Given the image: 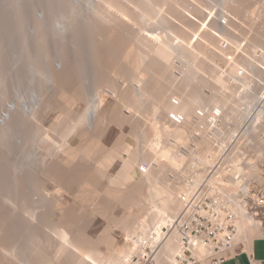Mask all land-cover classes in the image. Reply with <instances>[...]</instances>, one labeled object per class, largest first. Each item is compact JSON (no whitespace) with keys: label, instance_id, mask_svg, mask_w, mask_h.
Segmentation results:
<instances>
[{"label":"bare ground","instance_id":"1","mask_svg":"<svg viewBox=\"0 0 264 264\" xmlns=\"http://www.w3.org/2000/svg\"><path fill=\"white\" fill-rule=\"evenodd\" d=\"M67 1L68 0H15V2L12 1L11 3L10 0H0V2L2 3V8L4 10H6L7 7L9 8L11 5H13V3H14V7L17 10L24 9V7H26L29 4L31 5L29 6L32 8V11L35 9V13H31L33 14V16L29 14V16L32 17V19L30 18V21H29L30 25H28V26H31V27H28L30 28V31H31V28H33L32 29L33 31L31 33L33 37L32 39H28L31 41V42L29 41V43H31L32 45L25 41L26 43L29 44L30 47L32 46L31 48L32 53L30 51L28 52V54L31 53L34 57L35 55L33 53L36 52L34 51V48L38 47L39 43L37 42L40 39V36L36 33V32H39L38 31L39 28L37 29V26L38 27L44 26L49 31L47 32L49 37L47 35L48 38H47L46 43H47V47L49 46L48 50L49 51L51 50V52L54 51L53 52V54L55 53L54 56H56V49L57 51H60L58 50V48H60L62 45L64 46L65 42L67 41V43H69L70 46L71 44L76 46V47L75 46L73 47L77 48L76 51H78L77 52L78 55H76L78 56L77 60L79 59L80 63L84 65L89 64V62H92L91 60L99 61L102 59V62H103L104 58H107L108 55L110 56V54H108L109 53L108 51L110 50H107L108 49L107 45H110V47L113 45L114 46L113 49H116L117 51L119 50L118 48H120V50H122L123 48L126 49V52L120 51L119 55L122 56L121 55L122 52H125L123 54L124 56L120 57V59L123 58V61L124 60L128 61L129 62L128 64H130V67L126 63L128 65L127 67L131 68V70L130 69L126 70L124 68H119V69H122L123 71L126 70L127 72L130 73L124 76L125 81L129 78L127 80L128 84L126 82L127 84L126 89L125 87L123 88V85H122L121 89L122 90L125 89V92L121 91L120 93L121 96H120L119 101L117 103L115 101H114L115 103L113 102V104L115 105L117 104L118 107L115 108V106H112V108L114 107L113 109H115L113 111V113L115 112L113 122L115 124L117 123L120 126V127L118 126L120 129L119 130L120 133L118 132L119 134L116 135L117 137L114 140V144H113L116 146H114V148L109 149L107 151L106 150L99 151L100 153L98 155H100V157L97 156L98 159H96V162H93L91 160V162H93L92 165L90 164V159L89 161L87 160L91 155H93L94 152L96 153L98 151V148L100 147V143L102 139H104L108 135L107 131H108L109 126H111L109 125L110 123L109 121H108L109 123H107V118L109 120V118L111 119V117L113 116V113L110 111L112 109L109 110L111 114L108 113L112 116L108 115L107 113L105 114V112L103 111H100L101 109H103L101 107L105 105V100H106L105 96L100 95L102 91L100 92V94L98 91L95 93L96 95L91 94L90 92L91 89L88 86L89 90L86 92L88 93L90 92V93L86 94L84 91V93L87 95L86 97H88L84 107H82V105H79L81 103L79 101V96H84V95L77 96L79 92L74 93L75 91H77V89H79L78 86L80 85V83L79 85L76 84L78 86L77 88L76 87L74 88L76 90L74 92H71V93H74L71 95H68L67 93L68 91L65 92L63 89L60 88L61 89V91L59 92L60 95L59 93L57 95H59L58 97L60 100L62 99V101L57 99L58 97L54 96L57 100L55 101L54 100L55 98L53 97L54 94H52L50 97L51 100H47L46 103L44 104L43 102L44 100L42 101L43 98H41V95L40 96L36 95L35 97H33V95L28 94L29 92L28 90L30 89L29 86L31 85L35 86L37 83H39V80L37 82V78L41 76L42 73L44 74V76L42 75V77H44L45 82H48L47 86H49V84L52 85L54 79L51 77L52 74H50L49 71H46L48 70L49 67L46 66L47 69L43 70L44 67H42L41 65L39 66L41 67V70L37 68L38 66H36L35 64L37 63V61L36 62L32 61V63L30 62L29 64H26V65L24 64L28 73H30L27 79H25L24 70L22 69L20 72L19 68H21L22 66L20 67L19 64L21 62L20 57H22V53L19 51H22L23 48L21 49V45H20L21 42L18 41L20 37V33H21L18 25L28 24V21H27L28 17L25 18L26 17L25 14L21 13L16 16L17 22L16 21L15 22L17 23V26L15 27V29H10V28L5 27L4 31L2 30L0 32V49H2L0 51V62H1L0 63L1 64L0 66L1 68L0 69V98L2 99V101L3 99L8 98V94L5 89L6 86H8V83H6V81H8L6 79L7 77L10 78L9 81L11 82V87H12V93L9 99L6 100L7 101L6 103L7 105L5 104L6 108L5 107L3 108L5 110L3 111L0 109L1 110L0 111V129H2V131H4L6 134V132L8 131L11 132L13 128L16 129V127L14 126L17 125L19 127L18 123L22 124L23 121L25 122L26 120H28V122L30 121V123H35L36 121L35 118L37 117V115L39 114L45 115L48 112V111L46 112V108L49 106V104H51L52 101H55L56 103L58 101H60L59 103L64 102L63 105L67 106V108L69 109H72L74 107L73 105L77 104L78 101L80 103L77 104L79 105V107L76 105L78 109L76 108V106H75L76 109L73 108V110L75 109L76 112L72 110L74 112L73 113L70 110L73 113V116L72 114H70L71 112L70 113L66 112L69 114V116H71L70 117L71 119L68 118L70 120L69 121L67 120L69 122L68 125H66L67 122L65 120L67 119V117L66 118L62 117L64 118L66 122V124H64V126L66 125L65 128L64 127L62 128L60 126L62 128V131H59V129L61 130L59 125H61V123L63 122V119L60 118L61 120H59L57 118L61 123H59L58 120L53 121L55 124L53 126L56 129H58L57 126L59 127L58 131L60 132V136L62 133L61 137L63 138V142L60 143V146H56L58 144H55V141H53L54 144H52V142L51 144H49L48 141L50 140L47 139L49 137L48 134H45L47 135V137L46 136L44 137L46 138L45 142L44 141L40 142L41 140H44V138L39 139L40 136L38 137V134L40 133L37 134L36 129H34V128H37L35 127L36 124L34 126L32 125V127H34L33 128L34 130L31 129L33 132L31 135H29L30 137L26 136V138L27 137L28 138L25 139L26 140L25 142L21 141V143L19 142V145L15 144L16 146L10 145L9 147H8V144L10 143L7 144L6 142V145H5L6 147L1 146L0 150H2V148L3 150L4 148H7L8 150L7 149L5 150H7L8 152L6 153V151L2 150L1 152H4V153L3 154L0 153L1 154L0 155V178L2 179L3 182H5V184L7 183L9 185L7 189H10L11 185H13L14 183L18 181V179L15 177L17 175H14L13 173H15L17 170H18V174L20 172L22 173L24 169L29 170L30 168L28 167V165H29V162H32V161H34L35 164L36 163L41 164V163L46 162V160L49 159V158L47 159L46 156L48 157L51 156L53 154V150L55 153V150H56L55 148H57L58 150H56V154H53L54 157L52 155L55 161L48 163L51 165V163L55 162L53 166L55 167V169L53 168V170L56 173L52 172L53 176H55L56 178H59V177H63L64 175H66L64 177L69 176V180H72V181L78 176H79L78 177L79 179H80V176L83 178H86L83 181L84 182L83 185H85L83 189L85 190V187H87V189L90 191L83 190L82 196L84 195L83 196L84 198L82 197V199L80 198V200L82 201L86 200L85 196L87 195L88 197H91V198L87 199L86 203L90 204L91 206L93 205V208L95 207L94 205L101 206L102 204L100 203L101 201L98 200L97 202L96 200V197H98L97 196L98 191L96 192L94 188H97L100 178H107L109 180L107 182H109V185H110V186L108 185L107 186L108 188H110V190L109 189L108 190L110 191L109 196L112 197L111 199H113V201L115 202L117 201V203L119 202L120 204L119 203L118 204L121 206L124 205L125 210L128 206H131V205L132 206L135 205L134 207L137 206L138 209L140 208L142 215L144 214L143 216L147 217L148 219L147 221H145L146 219L144 221L137 220L134 223V219H132L127 212L125 213V215L127 216L125 217L118 216L117 218H120V219L112 221L113 225H111V227L109 226L112 223L107 222L109 225L106 224V226L110 229L106 227V229L108 230L106 229L103 230L104 235L100 237V240L99 239L92 240V238H90L89 235H87L86 232H84L85 230L82 228L84 227L83 225H81L82 227L81 226L80 227L84 231L80 230L81 229L80 227H78L77 229V225L79 224H76V225L74 224L76 228L75 229L74 225H72V222L64 223L65 221H70L69 220L70 218L66 220L64 215L67 212L65 211L66 213L63 214L64 210L63 211L61 210L63 214L61 218H64L65 221H63L64 219H60V217L58 218V220H61V223L63 221L64 224L62 223V227H58V226H61L60 222H59L60 225L59 224L57 225V223H55L57 225V228H54V229L50 228L52 229V233L54 234L52 236H54L56 240L54 241L53 239L52 244H55L54 242H57L56 243L57 247L56 249H54L56 251L55 252L53 251L54 252L53 253L52 252L53 249H50V251L54 254L53 257L51 256V259H50L49 257L46 256L49 254V252H46V251H49L48 245H51V248H55V247H52L53 245L51 244V242L47 245L48 250L42 249L44 245H46L45 242H42V243H45L44 245L41 244V246H43L42 248L38 245V242L40 244V240H41L40 238L42 237L41 235L47 232V231L46 232L44 231V230H47V229H44V227L47 228L49 226V223H47V220H49V218L48 217L46 218L44 216L45 213H41L44 218L40 214H39L40 215L39 217L37 213L38 212L37 204L39 202V199L40 198L42 199V197H44L46 194L44 195V192L40 191L39 189H38L39 191L38 190L31 191L32 188H30V186L32 184L28 186V189L30 188V191H19V192L7 190L6 189L7 185L5 186V188H3L5 185L4 184L3 187L2 186L0 187V190L1 188L7 190V191L6 190L1 191L4 193L0 192V198H1L0 199V258L1 259L4 258L5 262L8 261L6 262V264L9 262H11V264L12 263L16 264V261H17L16 256L20 254L23 256L22 258L25 257L22 264L24 263L34 264L36 262L34 261V259L36 258L39 264H60V263L61 264H142L140 261V258L144 257V256H141V254H144L145 252L148 255L146 256L148 257L146 260L147 264H178L176 257L182 254V249H181V244H180V237L177 234L176 230L174 228H171V222L178 215V213L184 208L186 201L189 199V197H191L197 191H201L206 197L210 198L212 202H216V203L222 202V199H221L222 197H225V196L231 197L230 199H232V201L234 202L232 204V208H234V212H235V218L233 221L235 224V228H236L234 242L235 244L242 243L248 247L254 238L264 234L263 233L264 227H263V223L260 221V218H257L256 215L254 214L249 215L248 213L246 214L245 204L238 201V199H236L235 197V194L237 193L239 189H243L244 192H248L250 191L251 184L254 181L257 182V180L258 181L264 180V173H262L260 169L258 170V166H256L257 161H259V159L264 156V153L259 152L260 146H264V143L259 141L260 144L249 145L247 143L248 145H245L243 144L244 140H240L241 137H243V139H246L245 137L246 136L248 137L249 131H243V132L241 131V130H244V125H245L244 116L246 112H244L243 114L239 112L240 116H238V107H240L242 104L244 106L246 105V107H249L252 104L255 105L256 102L254 103V101H257V99L260 98L259 95L256 93V90L255 92H253L254 87L251 88V86H249V88L244 89L242 85H241L242 87H240V85L237 83L235 85H239L237 86V88L239 87V90L240 88H243L241 92H237L239 94V98L242 99L244 94L249 95L247 96L249 99L246 101H243L242 103V101L238 97H236L237 94L235 92V89H233L234 87L230 85V80L235 81L236 79L240 78L239 79L240 81L241 79L242 81L244 80L246 81V78H244L245 76L243 77L244 80L243 78H241L244 75L242 74V72L244 73V71H246L244 70L246 67L243 66L245 63L243 62L245 61L243 60V58L245 57L243 56V53L241 54L243 57H240V55L237 54L238 47L236 46L234 47L232 45L234 47L233 49L231 45L228 44L227 47L223 48L219 45V43L222 40H224L222 35H226V33H223L224 28L221 29L220 27V35L219 34L216 35L212 32H209L208 29L204 27V25L206 24L205 22H204L205 24L200 23L203 25L199 24L198 26V24H196L198 23L199 21L198 20L195 23L197 25L196 26L192 24V22L190 21L189 22L185 21L183 18L185 13L192 12L193 14L198 15L197 12H199V10L201 11V9H199L201 7L199 8L198 7L196 8V6L193 7L190 3L188 4L183 3L182 0H69V2ZM186 1L187 0H184V2ZM226 1H227L226 2L227 4L222 3V0H221L220 2L222 3L221 4L222 6L220 5L221 9H223L222 7H224L223 4L225 6L228 5V0ZM223 2H225V0H223ZM238 2L239 1H237V3ZM67 3H69V5ZM196 3H198V1ZM196 3L194 5H198V6L200 5L199 3L198 4ZM237 3L236 5H238ZM70 4L73 5L74 8L70 7L71 6ZM189 5L192 6L194 9L192 7H189ZM68 6L70 7L69 9H68ZM162 9L163 10L165 9L164 13L167 12L168 14H170L171 17H173V19H168L169 21H167L166 18H168L169 16L163 15L161 12L163 11ZM39 11L40 13H38ZM88 13H90L89 16H88ZM199 13L202 14V12H199ZM221 13L222 12L220 11V14L218 15V18H217V20L220 22V26H222V23H223L222 17L224 16V14L222 13L223 14L222 16ZM34 14L36 17H39L38 19H40V21L38 20V23H37L36 18L34 17ZM234 14H236V12ZM67 15L68 17L70 16L69 18L72 19V21L68 20L70 21V24L72 22L71 26H73L74 23H76L77 25L76 26L74 24L75 26L74 28H72V31H69L71 27L69 28L68 24L66 23L64 24V21L66 19L65 16L67 17ZM155 16H158L159 18H161V23L163 24L168 23V26L172 28L171 30H169L170 31L169 33L163 36L160 33L157 34L156 32H152V31L146 32L143 29L144 22L148 20L149 18L153 19ZM50 18L52 19V21H50ZM201 18H200V21H201ZM0 19L2 20L0 22V25L2 26L8 25V22L10 23V19L6 18L5 13L0 15ZM62 19H64L63 23H62ZM34 29L35 30L37 29V31H35ZM36 35L39 36L38 37L39 39H37ZM65 35H68V36H65ZM73 38L74 40L77 41V45L75 43L73 44V41H72ZM41 41H43L42 38H41ZM41 41L40 43L42 44ZM22 42L24 41L22 40ZM25 42L22 43L23 44L22 46H26L24 45ZM41 44H40V47L42 48L46 46L45 42H44L45 46H42ZM57 46H60V47H57ZM104 47L107 48V49L105 48L106 51H103L105 50ZM110 47L109 49H111ZM46 48H43V49H46ZM43 49H39L38 51L43 50ZM65 49H63V51ZM48 50L46 52H48ZM116 50H113V51L111 50V52H113L111 53L112 56L115 53L116 55L118 54ZM104 52H108V53L105 54ZM59 53L60 52H57V55H59ZM73 53L75 54L74 51ZM177 53L182 58H185V56L189 58V59L187 58L189 60L187 61V63L189 62V64L186 63L188 66V69H186L185 71V74H184L185 76L182 74L183 72L181 73L183 75V78H182V81H180V84H178L177 86V90H180L181 91L180 93H183V95L176 100L177 101L176 103H174V101L173 102L169 101L163 105L164 115L160 117L159 121L156 119V117L154 118L155 114H157V111H158V108L155 105L156 103L151 104V107H149V109L151 108L150 115L152 116L151 117L152 119L149 124L147 123L149 126L146 128L147 129L146 133H144L145 129L141 127L142 125L140 126L141 128H139L140 130L143 129L142 131L143 133L141 132L140 133L143 135L144 134L146 135L144 136L142 135L140 138H138L139 132L136 134L138 138V142H136V144L139 143V140L143 141L142 139H144L145 143L144 142L143 143L146 145V148H145V145L144 147H141L142 149L145 148V150L144 149L139 150L136 147L131 148V146L127 144L124 140L125 134L121 130L122 126L125 125L126 123L128 124L129 127L131 126L130 127L131 129L129 128L128 130L129 131L131 130L130 132L132 134L135 133L134 132L135 129L136 131H140L138 127H136L137 125H139V123H137V121L139 120L136 119L139 116L136 117L137 116L136 114L141 113V111H139L141 107L139 109L137 107L141 104L139 102H142V100L144 101L143 98L145 97L149 98V96L154 95L155 93L164 95L166 93V89L160 86V82L167 81L169 88L176 86L173 83H176L177 78L174 77L175 75L174 76L172 75L171 71H172L173 64L171 62H172L173 57H175L176 55L178 56ZM44 54L45 52L43 53V56L45 57ZM104 54L107 57H103ZM256 55H259L260 58H262L263 56L260 51L256 52L255 56ZM33 56L31 58H33ZM46 56H48L47 53H46ZM60 56L61 55H59V57ZM62 56H63V53H62ZM112 56H110V60L116 58V61L114 59L112 60L113 61L112 62L108 60L109 59L108 57L107 61L105 60V62L106 63L111 62L110 65L111 66L114 65L113 66L114 68L110 67V69L113 68L111 70L114 71L117 64H118L117 68L118 66H121L119 65V62L122 61V59L120 60L118 56L115 57V55L113 57ZM51 57H53V55ZM117 58L120 61L117 60ZM216 59H219L222 61V63L224 64L223 67H221V65L219 66L216 63ZM244 59H246V57ZM30 60H28V62ZM35 60L37 59L35 58ZM61 60L63 61V59ZM114 61L116 64L114 63ZM109 63H108V66H109ZM62 64L61 63H59L58 65L56 64L59 67V72L63 68ZM84 65L82 66L84 67ZM82 66H81V69H79V67L78 69L86 70V66H85V69H82ZM88 66L90 67V65ZM97 66L98 65H96V67ZM122 66L124 65L122 64ZM93 67L92 69H94ZM102 67H100V69ZM205 67L209 70L208 71L209 73H206L203 70V68L205 69ZM75 68L77 69V67ZM64 70H66V68H64ZM103 70H104L103 72H105V69ZM122 70L120 72L119 70L118 71L116 70V71L122 74L123 73ZM61 71L63 72V70ZM72 71L70 73H72ZM38 72H42V73H39V75H36L38 74ZM85 72L87 73V70ZM85 72L82 71L83 74ZM239 72H241L240 75H239ZM66 73H67V70H66ZM120 74H117V75L118 77L122 79ZM62 76L64 77V75ZM87 77H89V75ZM97 78L94 81L95 83L98 82L96 81ZM180 78L181 77H179L178 79ZM44 79L42 78V80ZM63 79L64 81H66L65 80L66 78L60 77V79L58 80L60 82L58 83L63 84L64 82ZM194 79H196V81H194ZM125 81H121V82L123 83ZM193 82L197 84V85L195 84L196 86L194 85L195 87L193 86ZM28 83H30L31 85H29ZM84 84H83V87L85 86ZM115 84L116 82H114V85ZM120 84H116L115 86L114 85L113 86L115 88L116 86ZM260 84L262 87L264 86L262 85V83ZM64 85H59V86H62L63 88L65 87ZM94 85H92V87H96ZM38 86L39 84H37L35 87L38 89ZM67 86L65 87L66 89H67ZM120 86H118L117 88H120ZM158 86L161 89L157 88ZM204 86L210 88L211 90V92L209 93L210 94L209 97H211V94L213 93L217 97V100H214V96L209 98L210 100H207L210 103V105H212V106H209L211 107V109H207L206 106L204 105L203 99H201L205 95V94L202 95V93L200 92L201 88H203L202 90H204ZM79 87L82 88L81 86ZM104 87L105 86H103V88ZM50 88L52 87L50 86ZM86 88L87 86L85 87V90ZM114 88L113 90L114 92H116L117 90L115 91L116 88L115 89ZM250 88H251V91L249 90ZM94 90H91V91H94ZM262 90L263 91H261L262 92L261 94L264 93V87L262 88ZM34 91H36V89H34ZM109 92H110V89H109ZM97 93L99 95H97ZM118 94L119 93L115 95L118 96ZM233 95L237 100L239 99L240 101H236V103L234 102V100L232 101L231 98ZM86 97H83L82 99ZM80 100H81V97H80ZM214 101H217L216 103L219 105L214 106ZM237 102L240 105H238ZM59 103H57L56 106ZM108 103L109 102H107L106 104ZM1 104L2 103H0V105ZM53 105L55 106V103ZM53 105H50V108L54 107ZM59 105H58V110L60 108ZM207 105L209 104L207 103ZM69 106H72V107H69ZM50 108L48 107L47 109H50ZM107 108L109 109V107ZM124 108L127 110L132 109V111L133 109L137 108L138 109L137 111L139 113H137V111L135 110L133 112H135L136 114L133 113V115H129L132 112L128 111V113L124 115L123 113H121L122 112L121 110ZM125 109L123 111H125ZM61 111H63V109ZM61 114H64V113H61ZM134 114L136 115L135 119L137 121L133 119ZM64 116H67V115L65 114ZM237 117H239L238 118L239 120L237 119ZM229 120H231L232 123L235 122V126L238 123L239 125L237 127H234V124H233V127L230 128L229 125H232V123L230 124ZM143 122L144 121H142V123ZM122 123H125V124L122 125ZM107 124L109 126H107ZM132 126L136 127L135 129H133V132H132V128L134 127ZM52 129L54 130V128ZM129 131H127V133H129ZM239 132L243 135L240 137H237L236 139L235 136L236 134H239ZM72 133L75 135L77 134L81 138V143H82L81 146L77 148H72L67 143V140L70 137V135H72ZM5 134L1 136L2 138L0 137V140L1 139L3 140V138L7 137L6 136L7 134L6 135ZM132 134H130L132 136L131 139L133 137L135 138V136H133ZM126 135H129V134H126ZM12 137L14 136L12 135ZM37 137H38V140H37ZM137 138L135 139L137 140ZM12 139L14 140L15 137ZM35 139L38 142H36ZM135 139L133 140L134 142H135ZM7 141L9 142V139ZM83 141L85 143H83ZM239 141H242V143H240ZM190 142H194L193 144L195 145L196 150H193V149L192 150L196 151V154L194 156L193 155L191 156L192 152H190L189 150L188 155L185 156L179 150L183 147L187 148ZM35 143H37V145ZM139 144L142 145L141 142ZM0 145H4V142L3 144L0 143ZM37 146L38 147L41 146V148H37ZM117 146L118 148H115ZM95 155L96 154H94V156ZM117 158L120 160V163H121L120 173L118 172V175L120 174V177L118 176L119 182L113 181L115 180V177H112V175H109L110 172H108L111 164ZM236 158L239 159V163H241V165L236 164ZM183 163L185 164L184 167L188 166L186 168V171L182 169L183 173L185 172L186 175L188 173L193 174L194 176V179H192L193 181L186 180L188 179L186 176H185L186 179H183L185 174H183L182 171L180 170L181 168H183L181 167V165L183 166ZM225 163L232 164L230 165L231 170L227 168L228 171L225 172L226 169L224 168L225 169L224 170L222 168L223 167L222 165H224ZM140 167L144 170L143 171L140 170L141 169ZM51 168L52 167H50V170H49V168L46 169L45 167L47 171L46 173L51 174L49 173V171H52ZM136 168L138 169V172L140 174L138 181L137 180L135 181ZM166 171L168 172L170 171V173L176 172L177 175H178V172H181L183 180L181 179L180 181H178V185L175 187L172 185L173 183L169 182V179L161 182L160 179L164 177V175L166 174ZM46 173H45V176H46ZM42 175H44V173ZM251 177H255L257 180L255 178L250 179ZM56 178H52L53 179L52 181L55 180V182H58V186H59V179L58 181H56L57 180ZM227 178L230 179V181ZM31 179L33 180V178ZM225 179H227V181L229 182H226ZM116 180L118 181V179ZM171 181L173 180L171 179ZM25 183H28V181ZM71 184H73V182ZM37 186H35V188ZM63 186L65 187L64 184ZM90 186H92L91 188L92 191L90 189ZM105 189L106 188H104V191H106ZM61 190L62 189H60V186L59 188L53 189L51 193L52 195L50 196L49 195L50 193L47 195V197L49 196L50 198L47 199V197H45L48 200V202L46 201L47 204L49 202L51 203L52 201H56L57 205L58 203L62 204L60 202H57L59 197L57 198V200H54L53 199L54 197H52L55 194L54 191L60 192ZM60 193L57 192V194H60ZM57 194H55V196H57ZM58 196L63 198L61 195H58ZM43 202L45 203V200ZM41 204L43 203L41 202ZM41 204L39 203L38 205L40 206ZM47 204L45 203L43 204V206ZM105 204H108V203L106 202L103 203V205ZM3 205H5V207ZM103 205L100 207L101 209L98 206L97 207L99 209L95 207L97 209V210L95 209L97 215H101L105 217L106 220L107 218H109L110 220L116 219V216L115 218L113 217L115 214L109 217L107 216L106 212L110 208H107L108 210L104 211L105 208L109 206V204L106 207L104 206L105 207L104 209L102 208ZM61 206H60V209L62 208ZM53 207H51L50 209H52ZM63 207H66V206H63ZM55 208L53 211H55ZM57 208H59V206H57ZM45 209L47 210V208ZM56 210L58 212L60 211L58 209ZM65 210H67V208H65ZM123 210L121 214H123ZM48 211L51 212L52 210L48 209ZM61 211L59 213H61ZM97 211L98 212L100 211L99 212L100 214ZM40 212H43V211L40 210L39 213ZM52 213L54 212H51L50 214L52 215ZM70 213L73 214V211H71ZM55 216H57V214ZM224 216L225 215L223 214V217L221 220H224V224H226L227 223L226 217L224 218ZM45 218H46V222L44 221ZM109 219L107 221L110 222ZM132 220H133V223H131ZM55 224L52 223V225H55ZM114 226L120 228L119 229L120 231L115 232V229L114 230L112 229V227ZM50 232L51 231H49V233ZM117 233L119 235H117ZM46 235L49 237V234H46ZM120 236L121 237L125 236L127 237V239H124V242L120 243L119 241H117V238ZM1 239L4 242H2ZM46 240L51 241L49 238ZM46 240L42 239V241H46ZM15 246L19 247V249L17 247L18 252L14 250L16 248ZM101 247L104 250H102ZM148 249L149 251L147 252L146 250ZM43 251L46 253H44ZM15 252L16 253L20 252V254L16 255ZM52 253L50 254L52 255ZM194 253L198 256L204 257L205 254L208 253V249L204 247H197L195 248ZM33 256L35 258L32 260L31 258ZM19 257L18 258L21 259L19 261H22L23 259L21 258V256ZM1 259H0V262H1ZM30 259L31 261H34V262L29 261ZM5 262L3 263L5 264Z\"/></svg>","mask_w":264,"mask_h":264},{"label":"rangeland","instance_id":"2","mask_svg":"<svg viewBox=\"0 0 264 264\" xmlns=\"http://www.w3.org/2000/svg\"><path fill=\"white\" fill-rule=\"evenodd\" d=\"M11 1V3H12V1L13 2H15V0H10ZM183 1V3H185V4H188V3H190L193 7L194 6H196V8L198 7H201V8H199V9H201V11L199 10V12H202V14H200L199 12H197V14L198 15H196V14H193L192 12L191 13H189V12H187V13H185L184 14V16H183V18H184V20L185 21H187V22H192V24H194V25H196V24H198V26H199V24L200 23H204L205 25H204V27H206V29H208V31L209 32H212V33H214V34H219L220 35V27H221V29L222 28H224L223 29V33H226V35H222L223 36V38H224V40H222L220 43H219V45L221 46V47H225V45H228V44H230L231 45V47L234 49V47L236 46V47H238V52H237V54H239L240 55V57H243V56H245L246 57V59H244L243 58V60H245V61H243V62H245L244 63V65L243 66H245L246 68L244 69V70H246V71H244V73L242 72V74H244L241 78H243L244 76V78H246V81L244 80V78H243V80L244 81H242V79H241V81L239 80L240 78H238V79H236V80H238V81H231L230 80V85L232 86V87H234L233 89H235V92H236V94H237V96L236 97H238L239 98V94L237 93V92H241L242 90H243V88H240V90H239V87L237 88V86H239L240 85V87H244V89H247V88H249V86H251V88H253L254 87V89H253V92H255V90H256V93L257 94H259V93H261V91H263L262 90V88L264 87H262L261 86V84L260 83H262V85H264V71H263V68H264V64H263V62H261L262 61V59H259L258 60V57H257V55L255 56V53L256 52H258V51H260L261 53H262V55H264V0H232L233 1V3H232V1L231 0H228V5L227 6H225L224 4H223V6L225 7V9H224V7H222L223 9H221V4L222 3H226L227 1L225 0V2H223V0H222V3H220L221 2V0H197L198 1V3L200 4L199 6L198 5H194L197 1L195 0H187L186 2H184V0H182ZM237 1H239L238 3H237ZM67 2H69V0L67 1ZM193 4H192V3ZM198 3H196V4H198ZM236 3L238 4V5H236ZM68 5H69V3H67ZM227 4V3H226ZM234 4V5H233ZM8 5V4H7ZM11 5V4H10ZM25 5V4H24ZM26 5H27V3H26ZM25 5V6H26ZM30 5V4H29ZM29 5H27L26 7H24V9H20V10H17L15 7H14V3H13V5H11L9 8L7 7V9L6 10H4L3 8H2V3L0 2V15H2V14H4L5 13V16H6V18H9L10 19V23L8 22V25H6V26H2V25H0V32L3 30L4 31V29H5V27H7V28H10V29H15V27L17 26V20H16V16L17 15H19V14H21V13H24L25 14V18H27L28 17V19H27V21H28V24H21V25H18V27L20 28V31H21V33H20V37H19V39H18V41H20L21 43H20V45H21V49H22V51H19V52H21L22 53V57H20V60H21V62H20V64H19V66L21 67V68H19L20 69V72H21V70L23 69L24 70V75H25V79H27L28 77H29V74L30 73H28V71H27V69L25 68V66H24V64L26 65V64H29L30 62L32 63V61H37V63H35L36 64V66H38L37 68L38 69H40L41 70V67H39V66H41L42 65V67H44L43 68V70L44 69H47L46 68V66L47 67H49V68H51L53 65V67L51 68V69H49L48 68V70H46V71H49L50 72V74H52L51 75V77L54 79L53 80V84L52 85H50L49 84V86H47L48 85V82H45V79H44V77H42V75L44 76V74L42 73V72H38V74H36V75H39V73H42V75L41 76H39L38 78H37V82H38V80H39V83H37V84H39V86H38V89L35 87V86H33V85H31L30 83H28L29 85H31V86H29L30 87V89L28 90L29 92H28V94L29 95H33V97H35L36 95H38V96H40L41 95V98H43L42 99V101L44 102V104L46 103V101L47 100H51L50 99V97H51V95L52 94H54L53 95V97L55 96V97H58L59 95H60V91H61V89H63L65 92H67L68 93V95H71V94H74V93H77V92H79L78 94H77V96L78 95H84V96H79V101L81 102H77V104H79V105H82V107H84L85 106V104H86V101H87V98L88 97H86L87 95L86 94H89L90 92H91V94H95L97 91L99 92V94H100V92L102 91V93L100 94V95H103V96H105V105H103L101 108H103V109H101L100 111H103V112H105V114L107 113H110L111 114V112L113 113V111L115 110V109H113L112 108V106H115V108L116 107H118L117 106V104L115 105V104H113V102L115 101L116 103L119 101V99H120V93H121V91L122 92H125V89L127 88V84H128V82H127V80L129 79L128 77H126V78H128L126 81H125V77L124 76H126L127 74H130L129 72H127L126 70H128V69H130L131 70V68H129L130 67V64H128L129 62L128 61H126V60H124L123 61V58H121L122 59V61H120L121 59H120V57H123L124 55V53L126 52V49L125 48H123V49H125V50H123L122 48V50H120V48H118L119 50V52L116 50V49H113V45L110 47V45H107L108 47V49L106 48V47H104V49L106 48L107 50H110V51H108V52H104L105 54H110V56H112V54L111 53H113V52H111V50L113 51V50H116L117 51V55H116V53L114 54L115 55V57H117L118 56V58L120 59H118L117 58V60H119L120 62H119V65H121L122 66V64L124 65V66H118V68H117V65H116V67H115V69H114V71H112L111 69H113L114 67V65L113 66H111L110 65V63L109 62H105V60L107 61V58L109 57V59L108 60H110V56L108 55V57L104 54V56L103 57H107V58H104L103 59V62H102V59L101 60H99V61H94V60H91L92 62H89V64H86V65H84V64H82V63H80V61H79V59L77 60V57L78 56H76V55H78V51H76L77 50V48H74L73 46H75V45H72L71 44V46H70V44L69 43H67V41L65 42V44H64V42H63V44H64V46L62 47L61 45V47L60 46H57V47H60V48H58V50H60V51H57V49H56V56H58L59 57V55H61L60 57H62V58H58V57H56V56H54V54H53V52L54 51H52L51 52V50L49 51L48 50V48H49V46L47 47V38L49 37V35H48V33L47 32H49L48 30H47V28L46 27H42V26H40V27H38L37 26V29L39 28V32H36L39 36H40V39L38 38L39 36H37V39H39V41L37 42V43H39V45H38V47H37V45H36V47L37 48H34V51H36V52H34L33 54L35 55V57L31 54L32 53V46L30 47L29 46V44H31V43H29V41L30 40H28V39H32V35H31V33H32V29L33 28H31V31H30V28H28V27H31V26H28V25H30L29 23V21H30V18L32 19V17H30L29 16V14L31 15V16H33V14H31V13H35V9L32 11V8L29 6ZM71 5V4H70ZM221 5V6H220ZM231 5V6H230ZM188 6V5H187ZM192 6H190L189 5V7H192ZM234 6H238L237 8L236 7H234ZM70 7H72V8H74V6L73 5H71ZM69 6H68V9L70 8ZM192 7V8H193ZM230 7H231V9H230ZM28 8V9H27ZM234 8H235V10H234ZM194 9V8H193ZM240 9V10H239ZM163 10V9H162ZM165 10V9H164ZM161 11L162 12V14L163 15H168L169 17L168 18H166V20L167 21H169L168 19H173V17H171L170 16V14H168L167 12L166 13H164L165 11ZM225 12H223V11ZM32 11V12H31ZM220 11L224 14V16H223V14L221 13V15L223 16L222 17V21H223V23H222V26H220V22L217 20V18H218V15L220 14ZM90 12V11H89ZM236 12V14H234ZM38 13H40V11L38 12ZM196 13V12H195ZM89 14L90 13H88V16H89ZM47 15V14H46ZM86 15H87V13H86ZM34 17L36 18V20H37V23H38V20L40 21V19H38L39 17H36L35 16V14H34ZM70 17V16H69ZM68 17V15H67V17L65 16V21H64V24L66 23V24H68V26H69V28H70V30L69 31H72V28H74V26L76 25V23H74L73 24V26H71L72 25V22H71V24H70V21H72V19L71 18H69ZM186 17V18H185ZM202 17V18H201ZM68 18V19H67ZM200 18H201V21H203V22H201L200 21ZM150 19V18H149ZM146 20L145 22H144V30L146 31V32H156L157 34L158 33H160L161 35H166L167 33H169L170 31L169 30H171L172 28H170V26H168V23H161V18H159L158 16H155L153 19H150V20ZM205 21H204V20ZM63 20L64 19H62V23H63ZM68 20H70V21H68ZM200 22H199V21ZM2 20L0 19V22H1ZM16 21V22H15ZM24 21H25V19H24ZM27 21H26V23H27ZM50 21H52V19L50 18ZM198 21V23H196ZM23 23H25V22H23ZM37 23H36V25H37ZM196 23V24H195ZM40 24V23H39ZM200 25H203V24H200ZM77 26V25H76ZM197 26V25H196ZM46 28V29H45ZM76 28V27H75ZM37 29L35 30V31H37ZM44 31V32H43ZM47 35H48V37H47ZM69 35V34H68ZM68 35H65V36H68ZM72 35V34H71ZM23 36H24V38H23ZM77 36V35H76ZM255 36V37H254ZM257 36V37H256ZM25 38H26V40H25ZM41 38H42V40L43 41H41ZM45 38V39H44ZM258 38V39H257ZM256 39V40H255ZM22 40L25 42H28V43H26L25 42V44L24 45H26V46H22L23 44L22 43H24V42H22ZM45 40V41H44ZM40 41L42 42V44L40 43ZM73 44L75 43L76 45H77V41L76 40H74V38H73ZM98 41V40H97ZM31 42V41H30ZM44 42H45V44H46V46H45V44H44ZM257 43V44H256ZM40 44L42 45V46H45V47H43V48H46V49H43L42 47H40ZM67 44H69V45H67ZM32 45V44H31ZM234 47H233V46ZM70 46V47H69ZM29 47V48H28ZM40 47V48H39ZM66 49H65V48ZM72 47V48H71ZM76 47V46H75ZM109 47L111 48V49H109ZM27 49V50H26ZM30 49V50H29ZM39 49H43V50H40V51H42V52H40V51H38ZM63 49H65L64 51H63ZM106 49L105 50H103V51H106ZM2 49H0V51H1ZM25 50V51H24ZM48 50V52H46ZM62 50V51H61ZM31 51V53H29V54H31V55H29L28 54V52H30ZM73 51L75 52V54L73 53ZM116 51H114V52H116ZM120 51H125V52H122V56H120L119 54H120ZM25 52H27V53H25ZM45 52V57L43 56V53ZM57 52H60L59 53V55H57ZM66 52H67V54H66ZM179 52V51H178ZM46 53H47V55L48 56H46ZM51 53V54H50ZM62 53H63V56H62ZM69 53V54H68ZM230 53V52H229ZM243 53V56L241 55ZM41 54H42V56H41ZM71 54V55H70ZM72 54H74V55H72ZM178 54V53H177ZM232 54V53H231ZM28 55H29V57H28ZM53 55V57H51ZM70 57H69V56ZM113 55V56H114ZM182 55V54H181ZM227 55V54H226ZM33 56V58H31ZM67 56V57H66ZM73 56H74V58H73ZM112 56V57H113ZM233 56V55H232ZM43 57V58H42ZM102 57V58H103ZM35 58L37 59V60H35ZM45 58V59H44ZM72 60H71V59ZM188 57H186L185 56V58H182L181 56H179V54H178V56L176 55L175 57H173V59H172V75L174 76V77H176L177 78V80H176V83H173V84H175L176 86L175 87H170L169 88V85L167 84V81H163V82H160V86L161 87H163V88H165L166 89V93L164 94V95H160V94H157V93H155L154 95H151V96H149V98L148 97H145V98H143L144 99V101H146V102H144L143 100H142V102H139V103H141L139 106H137L138 107V109H139V111H141V113L140 114H136L135 112H133V111H137L138 109L137 108H135V109H133V111H132V109H125V111H123L124 109H122L121 111V113H123L124 115L125 114H127L128 113V111L130 112H132L131 114H129V115H133V113H135L134 114V118L133 119H135V116L136 117H138V118H136L137 120H139V121H137L136 119V121H137V123H139V125H137L136 127H138V129L139 128H141V127H143L144 129H145V131H144V133H146V131H147V127L149 126L148 124L151 122V115H150V109H149V107H151V104L153 103H156L155 105H156V107L158 108V111H157V114H155V116H154V118L156 117V119L159 121V119H160V117H162L164 114H163V105L164 104H166L167 102H173L174 101V103H176L177 101V99L178 98H180L182 95H183V93H180L181 91L180 90H177V86H178V84H180V81H182V78H183V75L185 74V71H186V69H188V66H187V64H189V62L187 63V61H189L188 59H187ZM31 59V60H30ZM60 61H59V60ZM61 59H63V61L61 60ZM115 59V61H116V58H114ZM114 59H111L110 61H112V60H114ZM183 59V60H182ZM28 60H30L29 62H28ZM44 60H46V61H44ZM56 60V61H55ZM65 60H67V61H65ZM57 61H59V62H57ZM76 61V62H75ZM77 61H79V62H77ZM94 61V62H93ZM115 61H114V63H115ZM39 62V63H38ZM55 62V63H54ZM74 62V63H73ZM97 62V63H96ZM100 62V63H99ZM113 62V61H112ZM125 64H124V63ZM183 62V63H182ZM1 63V62H0ZM41 63V64H40ZM46 63V64H45ZM49 63V64H48ZM59 63H63L62 65H63V68L61 69V70H63V72L60 70V72H59V67L57 66ZM73 63V64H72ZM108 63H109V66H108ZM129 65V67H127L128 65ZM187 63V64H186ZM216 63L220 66L221 65V67H223V63H222V61L221 60H219V59H216ZM45 64V65H44ZM57 64V65H56ZM71 64V65H70ZM75 64V65H74ZM116 64V63H115ZM186 64V65H185ZM67 65V66H66ZM73 65V66H72ZM82 65H84V67L82 66ZM88 65H90V67L88 66ZM96 65H98L97 67H96ZM104 65V66H103ZM0 66H1V64H0ZM27 66H29V65H27ZM35 66V65H34ZM81 66H82V69H85V66H86V70H87V73L85 72L86 70H79V69H81ZM88 66V67H87ZM94 66V67H93ZM103 66V67H102ZM125 66H126V68H125ZM58 67V68H57ZM75 67H77V69L75 68ZM78 67H79V69H78ZM92 67L94 68V69H92ZM100 67H102L101 69H100ZM110 67H113V68H111L110 69ZM187 67V68H186ZM263 67V68H262ZM2 68H3V66H2ZM64 68H66V70H67V73H66V70H64ZM90 70H89V69ZM97 68H98V70H97ZM119 68H124V69H126V70H122V69H119ZM1 69V68H0ZM69 69V70H68ZM74 69V70H73ZM94 71H92V70ZM100 69V70H99ZM103 69H105V72H103L104 70ZM56 70V71H55ZM58 70V71H57ZM73 70V71H72ZM76 70V71H75ZM119 70V72L122 70L123 71V73H124V75H123V73L122 74H120V73H118L117 71ZM175 70V71H174ZM203 70L206 72V73H209L208 71V69L205 67V69L203 68ZM72 71V73H70ZM82 71H84L85 73L83 74L82 73ZM107 71V72H106ZM109 71V72H108ZM116 71V72H115ZM23 72V71H22ZM48 72V73H49ZM55 72V73H54ZM58 72V73H57ZM75 72V73H74ZM77 72V73H76ZM89 72V73H88ZM93 72V73H92ZM98 72V73H97ZM101 72V73H100ZM114 72V73H113ZM183 72V73H182ZM60 73V74H59ZM74 73V74H73ZM81 73V74H80ZM96 73V74H95ZM105 73H107V74H105ZM115 73H116V75H115ZM183 75H182V74ZM187 73V72H186ZM73 74V75H72ZM77 74V75H76ZM79 74V75H78ZM93 74V75H92ZM117 74H120V76L122 77V79L120 78V77H118V75ZM179 74V75H178ZM23 75V76H24ZM62 75H64V77L62 76ZM82 75V76H81ZM83 75H89V77H85V76H83ZM94 75H95V77H94ZM99 75V76H98ZM109 75V76H108ZM182 75V76H181ZM74 76V77H73ZM81 76V77H80ZM92 76V77H91ZM106 76V77H105ZM185 76V75H184ZM261 76H263V77H261ZM60 77H62V78H66L65 80L66 81H64V79H63V81L65 82H63V84L61 83V84H59L58 82H60V81H58L59 79H60ZM71 77V78H70ZM77 77H78V79H77ZM80 77V78H79ZM84 77H85V79H84ZM98 77V78H97ZM100 77V78H99ZM104 77V78H103ZM118 77V78H117ZM124 77V78H123ZM179 77H181L180 79H178ZM260 77V78H259ZM42 78L44 79V80H42ZM71 80H70V79ZM83 78V79H82ZM90 78H92V79H90ZM97 78V80L96 81H98V82H94L95 81V79ZM121 80H120V79ZM248 78V79H247ZM262 78V79H261ZM8 81H6V83H8V86H6V92H7V94H8V98L7 99H9V97H10V95H11V93H12V87H11V82L9 81V79L10 78H6ZM57 79V80H56ZM115 79V80H114ZM258 79V80H257ZM260 79V80H259ZM85 82V84H84V82ZM86 80V81H85ZM92 82V84H91V82ZM103 80V81H102ZM106 80V81H105ZM166 80V79H165ZM179 80V81H178ZM77 81H78V83H77ZM82 81V82H81ZM88 81V82H87ZM112 81H114V82H116V84H120V85H118V86H120V88H117L118 86H116L115 88H114V86L116 85H114V82H112ZM120 82V83H118V82ZM121 81H125V82H121ZM194 81H196V79H194ZM247 81H248V83H247ZM260 83H259V82ZM90 82V83H89ZM100 82V83H99ZM126 82H127V84H126ZM236 82V83H235ZM70 83V84H69ZM75 83V84H74ZM79 83H80V85H79ZM82 83V84H81ZM89 83V84H88ZM111 83H112V85H111ZM239 84V85H235V84ZM10 84V85H9ZM64 85L65 87L67 86V85H69V86H67V89L65 88V87H63L62 88V86H59V85ZM76 84H78L79 86H81L82 88H80L78 85H76ZM83 84L85 85L84 87H83ZM88 84V85H87ZM95 84V85H94ZM196 83H194L193 82V86L195 85ZM7 85V84H6ZM74 87H73V86ZM76 85V86H75ZM92 85H94V86H96V87H92ZM111 85V86H110ZM114 85V86H113ZM122 85H123V88L125 87V89H121L122 88ZM125 85V86H124ZM197 85V84H196ZM195 85V86H196ZM242 85V86H241ZM50 86L52 87V88H50ZM54 86V87H53ZM77 86H78V88L79 89H77V91H75L76 89H74L75 87L77 88ZM87 86V88H86V90H85V87ZM88 86L90 87V89L91 90H94V91H91L90 90V92L88 93V92H86V91H88L89 90V88H88ZM103 86H105L104 88H103ZM173 86V85H172ZM194 86V87H195ZM246 86V87H245ZM108 87H110V88H108ZM192 87V86H191ZM201 87H203V86H201ZM237 89H236V88ZM33 88V89H32ZM61 88V89H60ZM65 88V89H64ZM92 88H94V89H92ZM103 88V89H102ZM112 88V89H111ZM113 88L115 89V91L116 92H114V90H113ZM157 88H160L159 86L157 87ZM251 88L249 89L250 91H251ZM260 88V89H259ZM34 89H36V91H34ZM71 89V90H70ZM73 89V90H72ZM83 89V90H82ZM109 89H110V92H109ZM119 89V90H118ZM161 89V88H160ZM199 89V88H198ZM203 88H201V90H200V92L202 93V95L203 94H205L204 96H203V98H201V99H203V102H204V105L206 106V108L207 109H211V107H209V106H212V105H210V103L207 101V100H210L209 98H211L212 96H214V100H217V97L214 95V93L213 94H211V97H209V93L211 92V90H210V88H208V87H205L204 86V90H202ZM54 90H56V91H54ZM58 90V91H57ZM70 90V91H69ZM79 90V91H78ZM82 90V91H81ZM156 90V89H155ZM154 90V91H155ZM75 91V92H74ZM81 91V92H80ZM84 91H85V93H84ZM105 91V92H104ZM203 91V92H202ZM258 91V92H257ZM71 92H74V93H71ZM83 92V93H82ZM92 92H94V93H92ZM111 92H113V93H111ZM59 93V95H57ZM81 93V94H80ZM106 93V94H105ZM117 93H119L118 94V96L117 95H115V94H117ZM244 93V92H243ZM4 94H6V93H4ZM28 94H26V95H28ZM56 94V95H55ZM98 93H97V95H99ZM113 94V95H112ZM235 94V95H236ZM14 95V94H13ZM48 95V96H47ZM96 95V94H95ZM118 97V98H116V97ZM247 96H249L248 94H244L243 95V97H242V99H240L241 101H242V103H243V101H246V100H248L249 98L247 97ZM45 97V98H44ZM54 97V98H55ZM80 97H81V100H80ZM83 97H86V98H84V99H82ZM114 97V98H113ZM204 97H206V98H204ZM234 97V95L232 96V101L234 100V102L236 103V101H240L239 99L237 100L235 97ZM245 98V99H244ZM1 99V98H0ZM7 99H3V101H2V99H1V101H0V103H2L1 105H0V109L1 110H5V109H3L7 104ZM57 99H59V97L57 98ZM115 99V100H114ZM116 99H118V100H116ZM146 99V100H145ZM205 99V100H204ZM5 100V101H4ZM55 101H57L56 100V98L54 99ZM60 100V99H59ZM211 100H213V99H211ZM55 101H52L51 102V104H49V108H50V105H53L54 103H55V106L54 107H51L50 109H47L46 108V116L45 115H37V117L35 118L36 119V121H35V123H30V121L28 122V120H26L25 122H27V123H25L24 121V123L22 122V124H19L18 123V125H19V127L16 125V126H14V127H16V129H14L13 128V130H11V132L10 131H8V132H6V134H5V132L4 131H2V129H0V131H1V133H0V137L2 136V135H6L5 137L6 138H3V140L1 139L0 140V143H2L3 144V142H4V145H0V149H1V146L3 147V146H5L6 145V142H7V144L8 143H10V144H8V147L10 146V145H15V144H17V145H19V142L21 143V141L23 142H25L26 140L25 139H27L26 138V136H29V135H31L32 134V130L31 129H33L34 127H32V125L34 126L35 124L37 125H35V127H37V128H34V129H36V132H37V134L38 133H40V134H38V137H39V139L41 138H44L45 136L47 137V135H45V134H48V140H50V141H48V143L49 144H51V142H52V144H54V142L53 141H55V144H58V145H56V146H60V143H62L63 142V138L61 137L62 136V133H61V136H60V132L59 131H62V128L64 127H66V125H68V121L71 119L70 117L71 116H69V114L68 113H70L72 110H73V108H75V106L77 105V104H75V105H73L74 107L72 108V109H69V108H67V106H65V105H63L64 104V102H61V103H59L60 101H62V99L60 100V101H58L57 103H59V104H61V105H59V107L61 108V110L63 109V111H61L60 110V108H59V110H58V105L56 106V102ZM207 101V102H206ZM42 102V103H43ZM54 102V103H53ZM107 102H109L108 104H106ZM114 102V103H115ZM217 101H214V106H216V105H219V104H217L216 103ZM53 103V104H52ZM83 103V104H82ZM143 103V104H142ZM207 103L209 104V105H207ZM234 103V104H235ZM6 104V105H5ZM43 104V105H44ZM237 104L238 105H240L238 102H237ZM3 105V106H2ZM79 105H77L78 107H79ZM109 105V106H108ZM76 106V108L78 109V107ZM105 106V107H104ZM67 109H66V108ZM69 107H72V106H69ZM81 107V108H82ZM107 107H109V109L107 108ZM209 107V108H208ZM244 106H243V104L240 106V107H238V116H240V113H244V110H242V108H243ZM6 108V107H5ZM57 108V109H56ZM75 108V109H76ZM106 108V109H105ZM73 110L74 112H76V110ZM110 109H112V110H110ZM143 109V110H142ZM147 109V110H146ZM0 110V111H1ZM50 110V111H49ZM67 110V111H66ZM71 110V111H70ZM109 110L111 111V112H109ZM127 110V111H126ZM149 110V111H148ZM59 111V112H58ZM72 111V112H73ZM147 111V112H146ZM66 112H68V113H66ZM70 113V114H72V116H73V113ZM144 112V113H143ZM240 112V113H239ZM61 113H64V114H61ZM115 113V112H114ZM114 113H113V116L112 115H110V114H108V115H110V116H112L111 117V119L109 118V120H108V118H107V123H109V125H111V126H109L108 124H107V126H109V128H108V131H107V133H108V135L104 138V139H102V141H101V143H100V149L98 148V151L95 153H93V155H91L87 160L89 161V159H90V164L92 165L93 164V162H96V159H98V157H100V155H98L100 152L99 151H107V150H109V149H112V148H114V146H116V145H113L114 144V140L116 139V135H118L119 133H120V129H119V125L116 123H114L113 122V118H114ZM137 113H139L138 111H137ZM148 113V114H147ZM61 114V115H60ZM67 115V116H64V115ZM142 114V115H141ZM63 115V116H62ZM108 115H107V117H108ZM45 116V117H44ZM69 116V117H68ZM109 116V117H110ZM144 116V117H143ZM149 117V118H147V117ZM50 117V118H49ZM62 117H67V119H65L66 120V122H67V124H66V122H65V120H64V118H62ZM132 117V116H131ZM46 118V119H45ZM61 120L60 118H62L63 119V124L58 120ZM68 118H70V119H68ZM239 117H237V119H238ZM132 119V120H133ZM141 119V120H140ZM147 119V120H146ZM56 120H58L59 121V123H61V125H59V127L61 128V130L59 129V127L57 126V128L59 129V131H58V129H56L53 125H55L54 124V122L53 121H56ZM68 120V121H67ZM112 120V121H111ZM134 120V121H135ZM146 120V121H145ZM239 120V119H238ZM51 121V122H50ZM109 121V122H108ZM115 121V120H114ZM142 121H144L143 123H142ZM149 121V122H148ZM230 121V122H229ZM228 122L231 124L232 122H231V120H229ZM112 122H113V124H112ZM228 122H226V123H228ZM29 123V124H28ZM39 123V124H38ZM51 123H52V125H51ZM134 123H136V122H134ZM148 123V124H147ZM13 124H15V123H13ZM31 124V125H30ZM64 124H66L65 126H64ZM120 124V123H119ZM123 124H125V123H122V125ZM133 124V123H132ZM147 124V125H146ZM233 124H234V127H237L238 125H239V123L238 124H236V126H235V122H233L232 123V125H229V124H227V125H229V127L230 128H232L233 127ZM51 125V126H50ZM142 125V126H141ZM12 126V127H13ZM23 126V127H22ZM119 126V127H118ZM135 126V125H134ZM134 126H132V127H134ZM141 126V127H140ZM146 126V127H145ZM20 128L21 129V127H22V129H21V131H20V129H18V128ZM40 129H39V128ZM54 128V130L52 129V128ZM131 127V126H130ZM129 126H128V124L126 123L125 125H123L122 126V131L124 132V134H125V137H124V140H125V142L127 143V144H129L130 146H131V148H137V149H139V150H145V148H146V145L144 144L145 142H144V139H142L143 141H140L139 140V143L141 142L142 143V145L141 144H139V143H137L136 144V142H138V138H140L143 134H141V133H143L142 131H143V129L142 130H140V131H136V127H134V128H132V132H133V129H135V133H131L128 129L130 128ZM18 129V130H17ZM25 129V130H24ZM33 129V130H34ZM56 129V130H55ZM131 129V128H130ZM51 130V131H50ZM47 133H46V132ZM57 131V132H56ZM127 131H129V133H127ZM15 132H17V133H15ZM119 132V133H118ZM139 132V133H138ZM141 132V133H140ZM4 133V134H3ZM59 135H58V134ZM138 133V135H139V137L137 138V134ZM8 134H10V135H8ZM20 134V135H19ZM36 134V135H37ZM126 134H129V135H126ZM130 134H132L133 136H135V138H137V140L133 137L132 139H131V135ZM135 134V135H134ZM12 135L15 137V139L13 140L12 138H14V137H12ZM43 137H42V136ZM144 135H146V134H144ZM143 135V136H144ZM8 136H9V138H8ZM58 136V137H57ZM77 136V137H76ZM130 136V137H129ZM30 137V136H29ZM38 137H37V140H38ZM51 137V138H50ZM60 137V138H59ZM79 136L76 134H73L72 133V135H70V137L68 138V140H67V143L72 147V148H77V147H79V146H81L82 145V143H81V138L79 137ZM2 138V137H1ZM9 139V142L7 141L8 139ZM22 140H21V139ZM23 138H24V140H23ZM50 138V139H49ZM62 138V139H61ZM126 138V139H125ZM143 138V137H142ZM6 139V140H5ZM12 139V140H11ZM45 139L46 138H44V140H39L40 142H42V141H44L45 142ZM52 139V140H51ZM135 139V142L133 141ZM36 140V139H35ZM36 140V142H38ZM62 140V141H61ZM255 140H257L256 138H254L253 139V141H255ZM58 141V142H57ZM39 142V143H40ZM144 142V143H143ZM13 143V144H12ZM83 143H85L84 141H83ZM194 142H190L189 143V145H188V147L186 148H181L179 151L183 154V155H188V151L190 150V152H192V154H191V156L193 155H195L196 154V151H193V150H196V148H195V145L193 144ZM36 145H37V143H35ZM79 144V145H78ZM139 144V145H138ZM243 144H245V143H243ZM255 144H260L259 143V141L257 140V141H255L254 142V145ZM42 145V144H41ZM78 145V146H77ZM144 145H145V148H141V147H144ZM194 145V146H193ZM16 146V145H15ZM53 146V145H52ZM55 146V145H54ZM75 146V147H74ZM139 146H140V148H139ZM190 146V147H189ZM6 147V146H5ZM37 148H41V146H37ZM115 148H118V146L117 147H115ZM245 148V147H244ZM5 149H7V148H4V150H3V148H2V150L3 151H6V153L8 152L7 150H5ZM17 149H18V147H17ZM56 150H58L57 148H55ZM183 149V150H182ZM193 149V150H192ZM2 150H0V153L1 154H3L4 152H1ZM56 150H55V153H54V150H53V154H56ZM184 152V153H183ZM259 152L260 153H264V146H260V148H259ZM0 154V155H1ZM52 154V155H53ZM94 154H96L95 156H94ZM52 155L51 156H46L47 157V159L48 160H46V162H44V163H34V161H32V162H29V165H31V164H33V165H31V166H29L28 165V167L30 168L29 170L28 169H24L23 171H22V173L20 172L19 174H18V170L15 172V173H13L14 175H17V176H15L17 179H18V181L20 182H18L17 180V182L16 183H14L13 185H11V187H10V189H7V187H9V185L6 183L5 184V182H3L2 181V179L0 180V187L2 186L3 187V185H4V187L3 188H5V186H6V189L7 190H11V191H30V188H32L31 189V191L33 190H40V191H43L44 192V197H42V195H41V197H42V199L40 198L39 199V202H38V204L40 203L41 204V202L43 203V204H47V202H48V198H50L49 196L47 197V195L49 194L50 196L52 195L51 193H52V191H53V189H56V188H59V186H60V189H62L60 192L62 193H60L59 191H54L55 192V194H57V192L58 193H60V194H57V196H55V194L52 196V197H54L53 199L54 200H57V198H58V200H60V201H58L57 200V202H60V203H62V204H59L58 203V205H57V203H56V201H52L51 203L49 202L47 205H44L43 206V204H41L40 206L37 204V207H38V216L40 217V215H42L41 213H45L44 214V216L47 218H49V220H47V223H49V226L47 227V228H45L44 227V229H47V230H44L46 233H44V231H43V233L45 234V236H44V234L43 235H41L39 238L41 239H39L40 240V244H39V242H38V245L42 248L43 246H41V244L42 245H44L45 243H46V245H44V247H46V248H42L43 250L44 249H47L48 250V248H47V245L51 242V244L53 243V239H54V241H56L55 240V238H54V236H52V235H54L53 233H52V229H50V228H57V225L59 224V222H60V224H61V226H58V227H62V223H63V221H65V219L64 218H61V216H63V214H65L66 212V214L64 215V217L66 218V220H68L69 218V220L70 221H65L64 223H67V222H72V225H76V224H79V225H77V229H78V227H80L81 225H83L84 227H80L79 229L80 230H83L84 232H86V234L87 235H89V237L90 238H92V240H100V237L101 236H103L104 235V232H103V230L104 229H106V224H108V223H112V221H115V220H117V219H120V218H117L118 216H120V217H125V216H127V215H125V213H127L128 212V214L130 215V217L132 218V219H134V223L137 221V220H141V221H144L145 219V221H147V217H144L143 215H142V212H141V210H140V208L138 209V207L136 208V207H134V206H128L127 208H126V210H125V207H124V205H119L118 203H117V201L115 202V201H113V199H111L112 197H110L109 196V190H110V188H108V186H110L109 185V182H107V181H109L107 178H100L101 179V181H100V179H99V184L97 185V188H94L95 190H96V192L98 193V197H96V200H97V202H98V200H100L101 202L100 203H102L101 204V206L103 205V203H108L109 204V206H108V204H105V205H103V209L106 207V206H108V207H106L105 208V210L104 211H106V210H108L107 208H112L111 210L109 209L107 212H106V214H107V216L109 217V216H112V215H114L113 217L115 218V216H116V219H114V220H110L109 218H107V220L109 219L110 220V222L109 221H107L106 220V218L105 217H103V216H101V215H97V213H96V211H95V209L97 208V209H99L101 206H99V205H94L95 207L93 208V205L91 206L90 204H88V203H86V201H87V199H89V198H91V197H88L87 195V197L85 196V199L86 200H84V201H82V200H80V198L82 199V197L84 196H82V192H83V187L85 186V185H83L84 184V180L86 179V178H83V177H81L80 176V179L78 178H75V179H73V181L72 180H69V176L68 177H64V176H66V175H61V176H63V177H59V178H56L55 176H53V173L55 172L54 170H53V168L55 169V167H53L54 166V163H51V165L50 164H48V163H50V162H53V161H55L54 159H53V157H54V155H53V157H52ZM98 156V157H97ZM93 157H95V158H93ZM53 160H52V159ZM91 160L93 161V162H91ZM87 162V161H86ZM88 163V162H87ZM236 164H240L241 165V163H239V159L238 158H236ZM45 165V166H44ZM121 163H120V160L117 158V159H115L114 161H113V163L111 164V166H110V168H109V171L108 172H110V174L109 175H112V177H115V180H113V181H116V182H119V178H118V176L120 177V174L118 175V172L120 173V168H121ZM184 163H183V166L181 165V167H183V168H181L180 170L182 171V169L184 170V171H186V168L188 167V166H186V167H184ZM186 165H187V163H186ZM230 165H232L231 163H225L224 165H222L223 167V169L225 170V172L226 171H228V169L229 170H231L230 169ZM38 166V167H37ZM85 166H86V164H85ZM256 166H258V170L260 169V171H262V173H264V156L262 157V158H260L259 159V161H257V165ZM34 167V168H33ZM37 167V168H36ZM44 167V168H43ZM45 167H46V169L47 168H49V170H50V167H52L51 169H52V171H49V173H51L52 174V176H51V174H48V173H46L47 171H46V169H45ZM142 167V166H141ZM140 167V168H141ZM211 167V166H210ZM139 168V169H140ZM185 168V169H184ZM228 168V169H227ZM42 171H41V170ZM44 169V170H43ZM32 170V171H31ZM140 170H144V169H140ZM33 172V173H31V172ZM35 171V172H34ZM45 171V172H44ZM41 172V173H40ZM53 172V173H52ZM28 173H29V175H28ZM31 173V174H30ZM44 173V175H42ZM45 173H46V176H45ZM56 173V172H55ZM182 173H183V171H182ZM182 173L181 172H178V175H177V173L176 172H174V173H170V171L168 172V171H166V174L164 175V177H162L160 180H161V182L162 181H166V180H168L169 179V182H171V183H173L172 185L175 187V186H177L178 185V181H180L181 179H182ZM176 175V176H174V175ZM181 174V175H180ZM183 174H185L184 175V178L183 179H186V177L188 178V179H186V180H190V181H193L192 179H194V176H193V174H191V173H188L187 175H186V173L184 172ZM230 174H231V172H230ZM34 175V176H33ZM47 175H49V176H47ZM32 176V177H31ZM41 176H43V177H41ZM139 176H140V174H139V172H138V169L136 168V172H135V181L137 180H139ZM180 176V177H179ZM186 176V177H185ZM14 177V178H15ZM33 178V180L31 179V178ZM39 177V178H38ZM177 177V178H176ZM179 177V178H178ZM228 177V176H227ZM21 178V179H20ZM30 178V179H29ZM52 178H56L57 180L56 181H58V179H59V186H58V182H55V180L54 181H52L53 179ZM61 178V179H60ZM255 177H251L250 179H254ZM43 179V180H42ZM77 179V180H76ZM83 179V180H82ZM116 179H118V181L116 180ZM165 179V180H164ZM171 179L173 180V181H171ZM182 179V180H183ZM228 179V178H227ZM227 179H225L226 180V182H229L230 181V179H228L229 181H227ZM247 179H249V178H247ZM256 179V178H255ZM45 180V181H44ZM50 180V181H49ZM175 180V181H174ZM257 180V179H256ZM28 181V183H25V182H27ZM32 181H33V183H32ZM35 181V182H34ZM49 181V182H48ZM81 183H79V182ZM87 181V180H86ZM177 181V182H176ZM254 181V180H253ZM2 182H3V184H2ZM15 182V181H14ZM51 182V183H50ZM73 182V184H71V183ZM175 182V183H174ZM39 183V184H38ZM77 183V184H76ZM79 183V184H78ZM256 184H258V185H262V187H264V180H262V181H258L257 180V182H255ZM2 184V185H1ZM21 184V185H20ZM29 184V185H28ZM30 184H32L31 186H30ZM43 184V185H42ZM52 184H54V185H52ZM63 184L65 185V187L63 186ZM71 184V185H70ZM105 184V185H104ZM18 187V189H17V187ZM38 185V186H37ZM83 185V186H82ZM108 185V186H107ZM257 185V186H258ZM28 186H30V188L28 189ZM35 186H37L36 188H35ZM58 186V187H57ZM63 186V187H62ZM81 186V187H80ZM102 186V187H101ZM105 186V187H104ZM15 187V188H14ZM106 188L105 190L106 191H104V188ZM11 188H13V189H11ZM35 188V189H34ZM41 188V189H40ZM67 188V189H66ZM80 188H82V189H80ZM92 188V186H90V189ZM6 189H2L1 188V190H0V192L1 191H4V190H6ZM65 189V190H64ZM109 189V190H108ZM257 189V188H256ZM256 189H254L253 191H252V193H250V196H251V198L252 197H257V190ZM6 190V191H7ZM38 190V191H39ZM51 190V191H50ZM86 190H88L87 189V187H85V190L84 191H86ZM63 191V192H62ZM88 191H90V190H88ZM91 191H92V189H91ZM65 192V193H64ZM69 192V193H68ZM81 192V193H80ZM1 193H4V192H1ZM58 195H61L63 198H61L60 196H58ZM45 197H47V199L45 198ZM51 197V198H52ZM56 198V199H55ZM61 198V199H60ZM84 198V197H83ZM1 199V198H0ZM53 199H51V200H53ZM42 200V201H41ZM45 200V203L43 202ZM51 200H49V201H51ZM47 201V202H46ZM63 201V202H62ZM69 201V202H68ZM105 201V202H104ZM55 203V204H54ZM68 203V204H67ZM50 204V205H49ZM89 206H88V205ZM99 204V203H98ZM6 205V204H5ZM5 205H3L4 207H5ZM56 205V206H55ZM61 205H63V206H66V207H63V206H61ZM54 206V207H53ZM57 206H59V208H57ZM60 206L62 207L61 209H60ZM69 206V207H68ZM92 208H91V207ZM99 208H98V207ZM105 206V207H104ZM118 206V207H117ZM42 207H43V209H42ZM51 207H53L52 209H50ZM56 207V208H55ZM71 207V208H70ZM90 207V208H89ZM39 208H40V210L41 211H43V212H40L39 213ZM45 208H47V210L45 209ZM54 208H55V211L57 212H55V211H53L54 210ZM64 208V209H63ZM65 208H67V210H65ZM48 209L49 210H52L51 212H54V213H52V215L50 214L51 212L50 211H48ZM56 209H58V210H64V212H63V214H62V211H61V213H59ZM72 209V210H71ZM96 209V210H97ZM101 209V208H100ZM124 209V210H123ZM69 210H71V211H73V214L72 213H70L71 211H69ZM92 210H94V211H92ZM122 210H123V214H121V212H122ZM66 211V212H65ZM103 211V212H104ZM111 211H113V212H111ZM98 212V211H97ZM100 212V211H99ZM98 212V213H99ZM57 214V216H55L56 214ZM59 213V214H58ZM95 213V214H94ZM113 213V214H112ZM40 214V215H39ZM70 214H72V215H70ZM100 214V213H99ZM108 214H110V215H108ZM70 216V217H69ZM72 216V217H71ZM42 217H43V215H42ZM57 219H56V218ZM60 217V219H64L63 221H62V223H61V220H58V218ZM136 217V218H135ZM44 218V217H43ZM46 218L44 219V221L46 222ZM50 219H51V221H50ZM136 219V220H135ZM56 221H58V222H56ZM50 222H51V224H50ZM108 222V223H107ZM46 223V224H47ZM52 223L53 224H55V223H57V225L55 224V225H52ZM63 223V224H64ZM131 223H133V220L131 221ZM59 224V225H60ZM148 224V223H147ZM75 225H74V228H75ZM109 225V224H108ZM111 225H113V223L112 224H110V226L109 227H111ZM53 226V227H52ZM54 226H56V227H54ZM108 228V227H107ZM50 229V230H49ZM76 229V228H75ZM108 229H110V228H108ZM108 229H106V230H108ZM112 229L114 230L115 229V232H118V231H120L119 229L120 228H118V227H116V226H114V227H112ZM105 230V231H106ZM49 231H51L50 233H49ZM52 233V234H51ZM264 233V232H263ZM46 234H49V237L46 235ZM117 235H119L118 233H117ZM262 236V235H261ZM44 237V238H43ZM50 239L51 241H49V240H46V239ZM42 239L43 240H46V241H42ZM124 239H127V237H125V236H120V237H118L117 238V241H119L120 243H122V242H124ZM1 241L2 242H4L2 239H1ZM42 242H45V243H42ZM55 244H52L53 246L52 247H55V248H51V245H48V247H49V251H46V252H49V254L48 255H46L47 257H49L50 259H51V256L53 257V253L56 251V250H54V249H56V247H57V242H54ZM248 243V242H247ZM249 244V243H248ZM54 245H56V246H54ZM250 245V244H249ZM10 247H12V246H10ZM16 247V246H15ZM18 247V246H17ZM17 247L14 249L15 251H17L18 252V249H19V247H18V249H17ZM17 249V250H16ZM50 249H53L52 250V252L50 251ZM101 249L102 250H104L102 247H101ZM147 252L149 251V249L148 250H146ZM44 252V251H43ZM46 252H44V253H46ZM50 253H52V255L50 254ZM15 254L17 255V254H20V252L19 253H16L15 252ZM19 256H21V258L23 257L21 254L20 255H17L16 256V264H22L23 263V261H24V258H22L23 260L22 261H19V260H21V259H19L20 257ZM141 256H144V257H146V256H148L147 255V253H145L144 252V254H141ZM19 257V258H18ZM35 257L33 256L31 259L33 260ZM148 258V257H147ZM1 259V258H0ZM31 259L29 260V261H31ZM143 259L144 258H140V261L142 260L143 261ZM5 259L4 258H2L1 259V264H4L3 262H5L4 261ZM3 261V262H2ZM34 261H36V262H38L37 261V258L36 259H34ZM34 261H31V262H34ZM141 261V262H142ZM6 262H8V261H6ZM6 262H5V264H6ZM34 263V264H39V262L38 263ZM147 262V261H146ZM7 264H11V262H9V263H7ZM13 264V263H12ZM25 264V263H24ZM61 264V263H60ZM147 264V263H146Z\"/></svg>","mask_w":264,"mask_h":264},{"label":"built area","instance_id":"3","mask_svg":"<svg viewBox=\"0 0 264 264\" xmlns=\"http://www.w3.org/2000/svg\"><path fill=\"white\" fill-rule=\"evenodd\" d=\"M227 46L225 45V47ZM257 57L258 60L262 59L261 62L264 64V55L262 58L259 55ZM261 93L258 94L260 98L254 101V103L256 102L255 105L252 104L249 107L243 105L242 108L246 113L244 130L241 131H249L246 139L240 138V140H244L245 145H254L257 140L264 143V93ZM242 135L239 132L235 137L237 139ZM254 138L257 140L253 141ZM239 142L242 143V141ZM257 185L254 181L248 192L239 189L235 197L245 204L246 214L256 215L264 227V187ZM254 189L258 191L257 197L251 198L250 193ZM230 198L228 196L222 197V202L216 203L212 202L201 191H197L189 197L184 208L171 222V228H174L180 237L182 254L176 257L178 264H219L240 251H247L246 245L235 244L234 242L236 233L233 222L235 212L232 208L234 202ZM223 214L225 215L224 218L226 217V224H224V220H221ZM197 247L207 248L208 253L204 257L196 255L194 251ZM141 258H144L141 263H146L147 257Z\"/></svg>","mask_w":264,"mask_h":264},{"label":"crops","instance_id":"4","mask_svg":"<svg viewBox=\"0 0 264 264\" xmlns=\"http://www.w3.org/2000/svg\"><path fill=\"white\" fill-rule=\"evenodd\" d=\"M219 264H264V234L254 238L247 251H240Z\"/></svg>","mask_w":264,"mask_h":264}]
</instances>
